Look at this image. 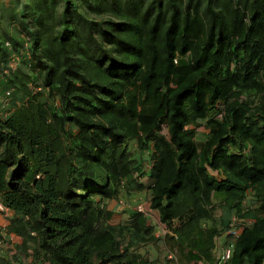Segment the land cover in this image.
Segmentation results:
<instances>
[{
	"label": "trees",
	"instance_id": "16d2710c",
	"mask_svg": "<svg viewBox=\"0 0 264 264\" xmlns=\"http://www.w3.org/2000/svg\"><path fill=\"white\" fill-rule=\"evenodd\" d=\"M63 1L29 44L41 80L0 41V203L22 238L0 264H217L233 218L228 264H264V0H83L101 21ZM139 177L172 258L139 252L158 241L145 214L111 222Z\"/></svg>",
	"mask_w": 264,
	"mask_h": 264
},
{
	"label": "rangeland",
	"instance_id": "374dc122",
	"mask_svg": "<svg viewBox=\"0 0 264 264\" xmlns=\"http://www.w3.org/2000/svg\"><path fill=\"white\" fill-rule=\"evenodd\" d=\"M77 4L78 7L91 19H97L99 21L106 20L107 17H100L95 11L90 9L83 0H71ZM43 2L47 3L48 6H43ZM64 1L63 0H0V41H10L12 43L21 41L24 42L25 48L20 54L13 53L10 59V67L15 69V72H20L22 75H28L33 79H40L39 69L36 67V61L29 51V44L33 41L34 33L39 29L37 23L38 16L51 11V17L47 20L54 22L58 20L62 13ZM26 57V58H25ZM18 75V77H20ZM7 77H3L0 81V113L3 117H6L10 113L11 99L6 96V83ZM21 78V77H20ZM41 83V82H40ZM47 91L45 92L46 95ZM23 96L19 95L17 100L21 101ZM55 101L58 98L55 97ZM55 102V103H56ZM208 130L205 129L204 125H200L197 129V139L202 141L205 139ZM131 150H133L134 157L139 160L146 159V156L140 157L136 154V144L134 141L130 142ZM136 154V155H135ZM138 180L144 185L141 190H130L122 191L119 196L115 199L107 201L108 209L113 211L112 223L115 225L124 223L128 219L129 211H137L138 205H149L150 200L148 196V190L146 187L149 186L148 178L139 177ZM157 213V212H156ZM13 215V213H12ZM9 216L4 215L0 211V253L7 254L10 258L13 256L15 249L22 245V238L14 233H10L7 228L10 221ZM150 220V219H149ZM151 224L155 227V237L157 238L156 245H147L142 247L139 252L141 254H147L152 259L159 257V259H169L172 257V253L169 252L165 246L164 241L161 238V231L164 229L171 231V228L167 225L166 227L160 228L158 224L150 220ZM248 224L250 221L247 222ZM221 242H226V237H221ZM157 247V249L155 248ZM28 253L31 254V249H28ZM33 263L32 258H29ZM34 264V263H33Z\"/></svg>",
	"mask_w": 264,
	"mask_h": 264
},
{
	"label": "built area",
	"instance_id": "2783aa9c",
	"mask_svg": "<svg viewBox=\"0 0 264 264\" xmlns=\"http://www.w3.org/2000/svg\"><path fill=\"white\" fill-rule=\"evenodd\" d=\"M10 43L6 42V46H9ZM5 72H8V70H6ZM39 90H41L39 88ZM6 96L8 99L11 98V91H7L6 92ZM0 211L6 215L11 217L12 216V212L11 210H9L8 208H6L4 205H2L0 203ZM137 211L140 213H143L147 216L148 219L152 220L155 222V224H158L160 226V228L166 227L167 225L162 223L160 221L159 218V214L156 210H153L149 205H138L137 206ZM157 212V213H156ZM235 223H236V218L232 219L231 225L229 226V228L225 231L224 236L226 237V242L222 243L221 242V237L217 240V264H228L231 256H232V252H233V248H234V243L236 238L239 236L240 233V229L235 227ZM171 233L169 230L164 229L163 231H161V238L164 241V238L166 236V234ZM228 237V239H227ZM172 257H174L172 255ZM170 257V258H172ZM23 264H33L29 258H26L23 260Z\"/></svg>",
	"mask_w": 264,
	"mask_h": 264
}]
</instances>
